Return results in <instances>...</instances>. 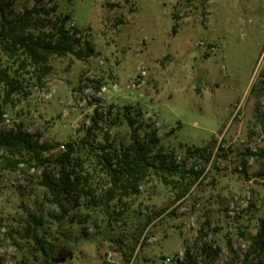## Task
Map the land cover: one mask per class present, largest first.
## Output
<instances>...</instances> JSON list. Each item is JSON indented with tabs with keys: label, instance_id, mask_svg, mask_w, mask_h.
Here are the masks:
<instances>
[{
	"label": "rangeland",
	"instance_id": "rangeland-1",
	"mask_svg": "<svg viewBox=\"0 0 264 264\" xmlns=\"http://www.w3.org/2000/svg\"><path fill=\"white\" fill-rule=\"evenodd\" d=\"M54 4L48 18L68 15L65 29L87 39L92 56H53L41 81L25 74L27 95L5 108L0 131L36 134L54 145L46 154L74 143L97 204L66 197L59 220L39 185L43 167L0 165V264H41L37 239L74 247L57 264H175L186 249L199 264H264V255L243 262L264 219V134L252 95L264 70V0H13L9 14ZM95 112L99 129L87 136ZM125 114L140 140L150 124L160 142L138 193L106 202L111 181L98 154L106 141L116 154L131 142ZM192 146H207L209 161L188 155ZM158 148L181 169L202 170L181 199L194 175L151 168Z\"/></svg>",
	"mask_w": 264,
	"mask_h": 264
},
{
	"label": "trees",
	"instance_id": "trees-1",
	"mask_svg": "<svg viewBox=\"0 0 264 264\" xmlns=\"http://www.w3.org/2000/svg\"><path fill=\"white\" fill-rule=\"evenodd\" d=\"M13 0H0V124L5 115V108L13 106L18 95H27L25 89V74L33 73L41 81L49 72L47 63L53 56L64 57L74 55L77 59L92 56L93 49L87 39L65 29L69 16L50 19L51 14L57 10V5L51 7L34 5L24 8L16 17H10L9 9ZM45 19V21L41 20ZM255 84L252 95L255 99L256 119L264 134V107L260 106L264 99V70ZM253 88V89H254ZM97 114L92 117V124L87 128V136L93 134L97 126ZM128 126L131 128V142L125 149L116 154L111 152L112 145L106 141L100 145L98 163L103 171L108 174L111 186L106 190L105 201L109 202L120 196L138 193V184L144 179L150 164L148 155L154 151L160 142L156 128L146 124L147 131L144 139L138 138L135 120L125 114ZM106 140H108L106 136ZM66 149L59 154H46L54 145L41 142L38 135L22 130L21 127L0 131V165L3 168L15 171L20 165L43 167L39 185L44 187L49 195L50 202L56 204L61 211L57 218L62 219L68 212L64 199L69 196H89V205H96L94 189L88 186L89 175L84 171L83 160L78 154L74 143L67 142ZM190 156H199L208 162L211 150L207 146L186 147ZM158 164L151 162V168L160 169L169 176L193 174L194 177L183 186L176 195L177 199L183 198L189 187L199 178L202 170L187 171L181 169L173 160L172 154H162L158 148L156 154ZM52 166L56 171L49 168ZM84 173V174H83ZM166 184V180H164ZM93 203H92V202ZM250 251L243 257V262L251 261L252 256L259 258L264 255V219L260 220V227L250 238ZM37 249L43 256L41 264H57L74 254V247L68 242H52L46 239H37ZM202 254L207 260H212L217 255V250L203 245ZM175 264H199L197 255L186 249L182 258H175ZM202 264H208L203 261Z\"/></svg>",
	"mask_w": 264,
	"mask_h": 264
},
{
	"label": "built area",
	"instance_id": "built-area-1",
	"mask_svg": "<svg viewBox=\"0 0 264 264\" xmlns=\"http://www.w3.org/2000/svg\"><path fill=\"white\" fill-rule=\"evenodd\" d=\"M168 260V259H167Z\"/></svg>",
	"mask_w": 264,
	"mask_h": 264
}]
</instances>
